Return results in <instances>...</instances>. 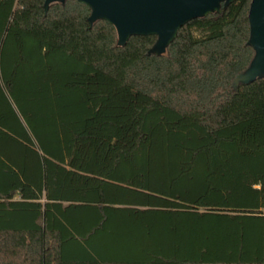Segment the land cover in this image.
<instances>
[{
	"label": "trees",
	"instance_id": "obj_1",
	"mask_svg": "<svg viewBox=\"0 0 264 264\" xmlns=\"http://www.w3.org/2000/svg\"><path fill=\"white\" fill-rule=\"evenodd\" d=\"M250 3L160 52L78 0H0V264H264Z\"/></svg>",
	"mask_w": 264,
	"mask_h": 264
},
{
	"label": "water",
	"instance_id": "obj_2",
	"mask_svg": "<svg viewBox=\"0 0 264 264\" xmlns=\"http://www.w3.org/2000/svg\"><path fill=\"white\" fill-rule=\"evenodd\" d=\"M62 0H46L49 3ZM91 8L89 21L104 19L117 31V45L124 46L134 36H157L155 49L165 52L179 29L195 18L219 12L222 4L235 0H78ZM250 41L255 57L249 72L264 74V0H251L249 8Z\"/></svg>",
	"mask_w": 264,
	"mask_h": 264
},
{
	"label": "rangeland",
	"instance_id": "obj_3",
	"mask_svg": "<svg viewBox=\"0 0 264 264\" xmlns=\"http://www.w3.org/2000/svg\"><path fill=\"white\" fill-rule=\"evenodd\" d=\"M253 75L250 73V72H248L247 74H245V75H243V79H250L251 77H252Z\"/></svg>",
	"mask_w": 264,
	"mask_h": 264
}]
</instances>
